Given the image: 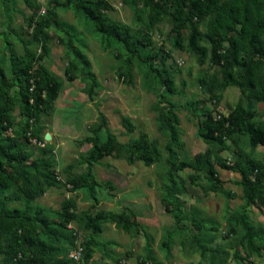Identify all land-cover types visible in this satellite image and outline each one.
Here are the masks:
<instances>
[{"label":"rangeland","instance_id":"obj_1","mask_svg":"<svg viewBox=\"0 0 264 264\" xmlns=\"http://www.w3.org/2000/svg\"><path fill=\"white\" fill-rule=\"evenodd\" d=\"M64 1L35 0L36 6L30 9L23 0H0V68L11 76L12 69L19 68L20 60L29 50L35 56L34 68L42 66L61 83L55 101L40 115L36 126L32 121L30 127L24 126L17 106L13 112L14 125L6 134L21 135L25 130L22 141L31 153L26 164L40 158L51 161L57 185L45 187L31 182L39 192L33 198L25 196L19 185L0 189V204L8 209H21L27 217H32L41 209L60 210L64 201L72 200L75 203L72 211L77 218L67 230L74 237V245L72 248L62 245V248L69 258L77 256L76 262L82 258L80 244L87 239V232L82 229L83 219L90 213L103 211L108 216L124 213L132 217L137 231L127 234L109 219L96 237L98 248L89 264H243L240 258L246 259L249 252L239 243L242 227L236 220L241 218L250 231H264V206L258 203L245 206L236 173L215 166L221 180L217 185L208 181L205 173L192 180L195 173L180 166L207 148L217 150L197 137L198 118L207 112L214 117H227L242 100L244 106L254 110V121H264V103H252L236 87L213 93L200 87L199 78L219 75V67L208 60L204 64L199 62L187 48L186 31L178 47L171 17L151 26L146 14H136L142 6L140 1L134 9L123 0H110L113 10L108 15L114 21L149 35L152 44L142 47L140 52L143 58L153 57L150 62L154 69L172 74L175 94L169 95L156 74L149 70L150 62L130 58L121 44L102 43L80 13L57 6L56 2ZM52 9L56 20L67 24L64 31L68 30L71 38L52 26L47 30V53H44L43 45L32 40L35 24H30L29 18L33 17L35 23ZM208 20L200 24L203 32ZM69 39L76 52L67 47ZM201 45L210 50L207 40ZM70 62H77L78 67L69 73ZM91 76L96 80L92 89ZM202 101L204 106L200 105ZM166 104L177 107L179 118V142L173 148L175 166L171 170L173 190L179 201V220L173 217L176 211H166L165 197L172 185L166 151L170 137L160 129L156 111ZM124 119L134 127L132 133L123 126ZM46 133L51 136L46 143L33 136L43 138ZM107 133L121 144L145 134L156 142L161 158L146 166L140 161L129 164L125 157L112 155L89 165L85 157L92 145L86 140L94 137L104 142ZM239 134L236 143L224 140V149L218 156L229 165L237 161L238 152L264 162V148L250 147L247 136ZM88 172L101 185L95 186L93 193L86 188L72 190L67 180ZM195 236L211 250L205 256L200 255L193 241ZM246 261L264 264V246L251 253Z\"/></svg>","mask_w":264,"mask_h":264},{"label":"trees","instance_id":"obj_2","mask_svg":"<svg viewBox=\"0 0 264 264\" xmlns=\"http://www.w3.org/2000/svg\"><path fill=\"white\" fill-rule=\"evenodd\" d=\"M23 1L30 9L36 6L35 0ZM137 1H140L142 6L141 9L136 10V14H146L151 26L164 18L171 17L174 22L172 32L175 34V44L181 47L182 33L186 31L188 50L198 57L201 64L208 60L219 67V75L199 78L200 87L213 93L232 86L238 88L252 103H264V0H123L134 9ZM56 4L80 13L83 20L93 26L102 43L121 44L130 58L135 57L142 63L148 64L153 59V57L143 58L140 52L142 47L152 44L149 35L141 31H133L128 25L114 21L108 15L113 10L110 0H65ZM205 19L209 20L203 32L200 24ZM29 23L35 24L32 40L39 41L43 45L44 53H47L45 46L48 42L47 30L52 26L71 38L70 32L64 31L63 26L68 29L67 24L62 25L56 20L53 9L47 11L45 16L37 18L35 23L33 17H30ZM204 40L209 42L210 50L201 45ZM67 47L76 52L70 39ZM34 59L35 56L29 50L25 51L19 62V68L12 69L11 76L0 68V189L19 185L21 192L30 198L39 194L34 190L31 182L43 184L45 187L57 185L53 165L46 158L26 164L31 158V153L27 152V144L22 141L26 137L25 130L21 135L18 133L12 135L11 132L9 135L6 134L14 125L13 112L17 106L24 126L30 127V121L36 126L40 115L51 107L61 87V83L45 68L42 66L34 68ZM68 67L70 73L78 67V64L70 62ZM148 68L156 74L166 93L174 95L175 83L172 74L154 69L151 62ZM128 75H130L129 70ZM90 79L92 89L96 80L94 76ZM160 99L163 97L160 96ZM200 103L205 105V101ZM156 111L159 114L160 129L167 132L170 137L166 151L167 165L170 166L168 174L172 184L171 170L175 166L172 160L175 155L173 148L177 147L179 142L177 107L174 104H166L159 106ZM254 117V110L244 106L242 100L237 102L234 110L227 117H214L211 112L205 113L196 122L197 137L207 146H216L217 150L207 148L204 153L196 154L190 162H184L180 166L195 173L192 180L199 174L205 173L206 179L217 185L221 180L220 172L216 167L236 173L239 178L237 184L246 207L254 203L264 206V162L238 152L237 161L229 165L218 156V152L224 149L225 139L236 143L239 132L247 136L250 147L264 148V121L256 122L253 120ZM123 126L129 133L134 130L129 120L124 119ZM33 136L46 143L44 137L41 138L36 134ZM86 142L92 145L85 157L89 165L112 155L125 157L129 164L140 161L146 166L157 163L161 158L158 145L155 141H150L145 134H140L137 139L127 144L119 143L110 133L106 134L104 142L94 137ZM67 181L72 190L86 188L91 193L95 186L101 185L93 180L90 172ZM173 187L174 184L165 197L166 211L169 213L176 211L173 217L179 220V201ZM74 207L75 203L72 200H66L61 204L60 210L41 209L32 217H27L21 209H8L0 204L2 264H89L95 249L98 248L96 237L102 233V224L109 219L127 234L137 231V224L134 223L133 218L124 213L108 216L103 211H97L88 214L82 222V229L87 232V239L80 244L82 258L76 262L69 258L62 248V245L71 248L74 245V237L67 230V226L77 218L72 211ZM236 222L242 227L239 243L247 248L248 258L251 253L258 252L264 246V231H250L241 218ZM196 224L201 225L199 222ZM230 232L232 233L233 230L231 229ZM193 241L201 256L211 251L204 246L198 236H195ZM247 258H240V261L243 264H253L247 262Z\"/></svg>","mask_w":264,"mask_h":264},{"label":"water","instance_id":"obj_3","mask_svg":"<svg viewBox=\"0 0 264 264\" xmlns=\"http://www.w3.org/2000/svg\"><path fill=\"white\" fill-rule=\"evenodd\" d=\"M51 139V136H50V134H45L44 135V140L47 142V141H49Z\"/></svg>","mask_w":264,"mask_h":264},{"label":"built area","instance_id":"obj_4","mask_svg":"<svg viewBox=\"0 0 264 264\" xmlns=\"http://www.w3.org/2000/svg\"><path fill=\"white\" fill-rule=\"evenodd\" d=\"M31 90V89H30ZM32 102V101H31ZM43 146H44V144H43ZM70 258H72L74 261H77L78 260V257L77 256H75V255H71V257Z\"/></svg>","mask_w":264,"mask_h":264}]
</instances>
